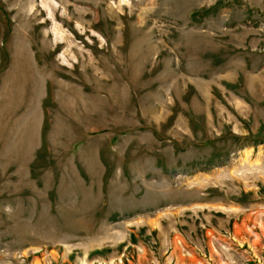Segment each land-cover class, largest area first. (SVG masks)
<instances>
[{
    "label": "rangeland",
    "instance_id": "rangeland-1",
    "mask_svg": "<svg viewBox=\"0 0 264 264\" xmlns=\"http://www.w3.org/2000/svg\"><path fill=\"white\" fill-rule=\"evenodd\" d=\"M0 264H264V0H0Z\"/></svg>",
    "mask_w": 264,
    "mask_h": 264
}]
</instances>
